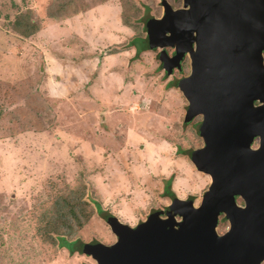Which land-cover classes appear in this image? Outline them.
<instances>
[{
  "label": "rangeland",
  "instance_id": "obj_1",
  "mask_svg": "<svg viewBox=\"0 0 264 264\" xmlns=\"http://www.w3.org/2000/svg\"><path fill=\"white\" fill-rule=\"evenodd\" d=\"M58 6L60 15L52 11ZM145 8L147 18L161 14L158 0H0V264H91L42 234L59 198L78 186L87 195L92 189L84 200L90 210L98 202L128 226L169 204L171 173L175 197L205 190L208 177L173 144L156 143L172 137L164 123L178 122L184 100L165 90L155 57L131 60V50H121L127 38L144 35L137 19ZM16 18L35 28L22 36ZM187 74L184 64L173 81ZM147 93L152 102L136 110ZM185 133L181 146H200L195 128ZM92 213L72 238L111 244L114 236Z\"/></svg>",
  "mask_w": 264,
  "mask_h": 264
},
{
  "label": "water",
  "instance_id": "obj_2",
  "mask_svg": "<svg viewBox=\"0 0 264 264\" xmlns=\"http://www.w3.org/2000/svg\"><path fill=\"white\" fill-rule=\"evenodd\" d=\"M144 22L147 49L176 88L184 122L201 116L202 147L188 158L208 176L198 206L191 197L150 211L129 228L110 216L111 245L85 243L94 264H260L264 260V0H181ZM166 48L172 50L169 56ZM253 139L257 140L251 149ZM236 198L240 205H237ZM228 230L215 234L218 216Z\"/></svg>",
  "mask_w": 264,
  "mask_h": 264
},
{
  "label": "trees",
  "instance_id": "obj_3",
  "mask_svg": "<svg viewBox=\"0 0 264 264\" xmlns=\"http://www.w3.org/2000/svg\"><path fill=\"white\" fill-rule=\"evenodd\" d=\"M52 11L55 14L57 13V15H60L62 13V9L59 6L52 9ZM145 12V14L141 15L140 18L137 19V21L142 24H144L147 19V8H145ZM22 24H24L25 26H23ZM127 24H129V19L123 18V25ZM12 25H15V31H18L22 36H26L32 30V28H35L34 25L29 24L27 19L24 18H16L13 21ZM143 40L144 38L142 36L133 35L132 37L125 40L123 48L121 50L124 51L127 49H132L133 53L130 59L132 60L134 58L140 60V55L144 51V42L142 43ZM156 69L160 70V67L157 66L155 68V71ZM175 84L176 81H172L170 85L175 86ZM84 190L85 186L81 185L69 192L65 197H60L59 205H54L53 215L46 219L45 227L42 230L43 236H47V238L45 239H48L51 243L56 242V245H58L59 248H64L69 255H72L74 252H77L79 254L81 252V242L79 239L70 242L73 232L90 219L93 214L92 210H94V213L97 217H100L103 213L100 209L99 203L93 200V202H91V206H93V209L90 210L88 208L87 205H89V202L87 203L84 200L86 198L89 199L88 195H90L92 189L90 188V190L88 191V195ZM165 194L166 193H164L163 196L167 195ZM50 231H52L55 237L50 234ZM65 245L68 246V248Z\"/></svg>",
  "mask_w": 264,
  "mask_h": 264
},
{
  "label": "clouds",
  "instance_id": "obj_4",
  "mask_svg": "<svg viewBox=\"0 0 264 264\" xmlns=\"http://www.w3.org/2000/svg\"><path fill=\"white\" fill-rule=\"evenodd\" d=\"M166 2H167V0H166ZM167 4H168V2H167ZM169 5V4H168ZM178 8H180V7H178ZM173 9V8H172ZM174 9H177V8H174ZM143 31H144V33H145V30H144V25H143ZM143 38H144V42H145V44H146V46L144 45V51L142 52V54L143 53H145V54H150V56L153 58V57H155L156 58V60H157V51H150V50H148L147 49V43H146V41H145V35H143L142 36ZM131 50V55H132V53H133V50L132 49H130ZM166 50V52H167V54L170 56L171 54H172V50L171 49H168V48H166L165 49ZM169 50L171 51V54H169ZM125 51V50H124ZM263 60H264V53H263ZM158 61V60H157ZM184 64H186V66H187V69H188V72H189V65H188V60H187V58L186 57H184V59L182 60V62H181V71L180 72H182L183 71V69H184ZM157 66H159L160 67V70L157 72V73H160V78H162L164 81H165V83H164V88H165V90H168L169 92H170V90H176L178 93H179V95L181 96V94H180V92L178 91V89L176 88V84H177V82H178V80L180 79H177L176 80V84H175V86H171L170 84H171V82L173 81V75H174V73L176 72V73H179L178 71H176V70H173V72H172V74L171 75H169V76H166L165 74H164V72H163V70H162V68H161V66H160V63L158 62L157 63V65H156V67ZM108 70H109V67H108ZM188 75V74H187ZM182 78V77H181ZM173 82H175V81H173ZM173 88V89H172ZM131 92H132V90H131ZM133 94V93H132ZM181 98H182V96H181ZM141 101V103L138 101V105L139 106H136V104H135V109L136 110H145L146 108H148L147 106L152 102V97L147 93V96H145V95H140V98H139ZM183 99V98H182ZM184 100V99H183ZM185 102V101H184ZM186 108H187V103L185 102V106H184V109H182V111H177V110H175V112H174V116H176V117H179V119H178V122L177 123H173V122H171V121H169V123L170 124H167L166 122L164 123L165 124V126H166V130H169V131H171L172 132V137L170 138V139H167V138H159V139H156V143L158 144V142H159V140L160 139H164V140H166V141H168L169 143H171V144H173V146H174V150H176V152H177V155L176 156H180V158L181 157H183V158H185L186 159V161H188L189 163H190V161H189V158H188V154L191 152V151H195L196 149H199V148H201L202 147V142H201V139L199 138V136L197 135V130H198V127H199V124H200V121H201V116H194L188 123L186 122H184V115H185V112H186ZM168 110L170 111L171 110V108H168ZM163 113H165V115H168V113L167 112H165V111H162L161 112V116L163 115ZM166 120V119H165ZM193 123V124H192ZM191 124H192V126H191ZM187 128H195V135L197 136V138H198V140H200V142H201V144H200V146L199 145H197L196 147H194L195 145L194 144H188V147H183V146H181L177 141H178V137H183V141H184V137H187V133H185L186 132V129ZM193 134H194V132H193ZM192 145V146H191ZM256 146H257V140L256 139H253V141H252V143H251V149H255L256 148ZM183 153V154H182ZM190 167H192L193 168V170L194 171H196L195 169H194V167L192 166V164L190 163V165H189ZM197 172V171H196ZM197 173H199L200 174V172H197ZM202 174V173H201ZM204 175V174H203ZM204 176H206V175H204ZM172 177H173V173H171L169 176H168V178H166V179H168V183H169V188H168V192H167V195L166 196H164V197H166L168 200H169V203H170V199L168 198V194L169 193H171V194H173V196H174V192H173V190H171L170 189V183H171V180H172ZM206 177H208V176H206ZM207 179H209V178H207ZM208 184H210V181L209 182H207V185H206V188H207V186H208ZM206 188H205V190H206ZM205 190L199 195V196H196V195H188V196H185V198L184 199H181V198H177V196L175 197V198H177V199H179V200H186L188 197H191V201H192V205H193V207H196V206H198V204L200 203V200H201V196L203 195V193L205 192ZM198 199H200L199 201H198ZM236 202H237V205H240V201H239V199L238 198H236ZM197 204V205H196ZM101 205V204H100ZM158 209V208H157ZM102 210V209H101ZM102 214H101V216L100 217H97L99 220H104V222H105V219L106 218H108V217H110V216H112V217H114L116 220H117V222L118 223H120V224H122V225H125V226H127V227H129V228H132V227H134V226H128L127 224H123V223H121V222H119V220L117 219V217L114 215V214H112L111 212H105V210H102ZM106 213H108V214H106ZM105 224H106V222H105ZM222 224H224V228L222 229V231L221 232H219V226L220 225H222ZM107 225V224H106ZM107 227H108V225H107ZM108 229H109V227H108ZM228 230V225H227V223H226V221H224V220H222V216L221 215H219L218 216V222H217V225H216V228H215V234H216V236L217 237H220V236H222L226 231ZM109 232L111 233V231L109 230ZM112 234V233H111ZM113 235V234H112ZM111 235V236H112ZM114 236V235H113ZM76 239H78V238H72L71 239V241L70 242H72V241H75ZM115 240V239H114ZM80 242H81V252H80V254L79 253H77V252H74L73 254H77V255H79V256H84V257H87V256H85L83 253H82V246H83V244H85V242L83 243L81 240H80ZM114 242V241H113ZM113 242L111 243V244H113ZM111 244H109V245H111ZM61 249H64V248H61ZM72 254V255H73ZM67 255H69L68 254V252H67ZM70 256V255H69ZM87 258H89L90 259V257H87ZM91 260V259H90ZM91 264H94V262L91 260ZM260 264H264V260L260 263Z\"/></svg>",
  "mask_w": 264,
  "mask_h": 264
},
{
  "label": "flooded vegetation",
  "instance_id": "obj_5",
  "mask_svg": "<svg viewBox=\"0 0 264 264\" xmlns=\"http://www.w3.org/2000/svg\"><path fill=\"white\" fill-rule=\"evenodd\" d=\"M169 54H171V51L169 50Z\"/></svg>",
  "mask_w": 264,
  "mask_h": 264
}]
</instances>
